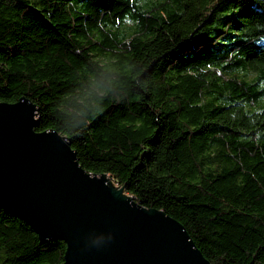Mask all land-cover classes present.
Wrapping results in <instances>:
<instances>
[{
    "label": "trees",
    "instance_id": "16d2710c",
    "mask_svg": "<svg viewBox=\"0 0 264 264\" xmlns=\"http://www.w3.org/2000/svg\"><path fill=\"white\" fill-rule=\"evenodd\" d=\"M179 220L213 264H264V0H0V101ZM0 208V264H66Z\"/></svg>",
    "mask_w": 264,
    "mask_h": 264
},
{
    "label": "water",
    "instance_id": "95a60500",
    "mask_svg": "<svg viewBox=\"0 0 264 264\" xmlns=\"http://www.w3.org/2000/svg\"><path fill=\"white\" fill-rule=\"evenodd\" d=\"M38 111L0 101V208L63 240L66 264H213L179 220L89 172L60 132L37 131Z\"/></svg>",
    "mask_w": 264,
    "mask_h": 264
}]
</instances>
